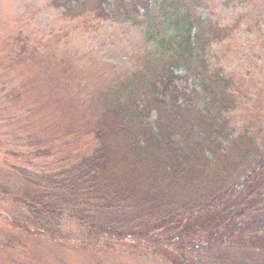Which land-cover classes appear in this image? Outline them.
Masks as SVG:
<instances>
[{
    "label": "trees",
    "instance_id": "obj_1",
    "mask_svg": "<svg viewBox=\"0 0 264 264\" xmlns=\"http://www.w3.org/2000/svg\"><path fill=\"white\" fill-rule=\"evenodd\" d=\"M209 1L47 0L59 19L89 16L137 29L144 47L98 96L88 127L96 145L88 154L50 171L9 165L0 203L12 211L2 222L50 240L75 222L100 243L151 244L148 251L165 264H264L262 128L232 124L236 89L244 83L238 87L211 53L241 26V16L224 24L203 14ZM258 8L245 24L264 22V5ZM29 35L11 38L16 59L37 49ZM10 235L2 250L15 248Z\"/></svg>",
    "mask_w": 264,
    "mask_h": 264
},
{
    "label": "rangeland",
    "instance_id": "obj_2",
    "mask_svg": "<svg viewBox=\"0 0 264 264\" xmlns=\"http://www.w3.org/2000/svg\"><path fill=\"white\" fill-rule=\"evenodd\" d=\"M262 4L264 0H211L203 14L218 16L224 24L241 16L232 37L211 49L212 62H220L237 83H244L236 89L238 103L230 118L237 129L240 124L249 128V121L261 126L257 141L264 147V22L256 28L244 23ZM20 32L29 33L37 49L16 59L11 38ZM142 40L137 29L117 23L89 16L59 19L47 0H0V180H11L9 165L50 171L88 154L96 145L88 127L100 109L98 96L134 66ZM191 85L180 84L187 90ZM251 112L256 113L253 120ZM39 148H47L48 155L31 156ZM11 211L0 203V244L11 231L16 244L11 250L0 248V264H165L159 252L148 251L151 244L143 249L100 243L71 221L55 240L22 232L1 221Z\"/></svg>",
    "mask_w": 264,
    "mask_h": 264
}]
</instances>
